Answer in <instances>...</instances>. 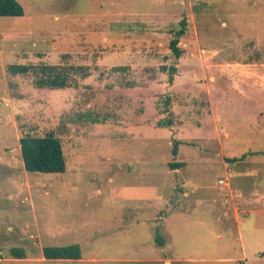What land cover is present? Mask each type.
Instances as JSON below:
<instances>
[{"label": "rangeland", "instance_id": "rangeland-1", "mask_svg": "<svg viewBox=\"0 0 264 264\" xmlns=\"http://www.w3.org/2000/svg\"><path fill=\"white\" fill-rule=\"evenodd\" d=\"M17 1L22 16L0 17V264H264V229L244 230L243 247L233 230L213 237L202 211L176 220L173 139L146 128L173 114L202 120L213 163L192 185L212 193L222 174L216 114L231 174L246 176L238 187H264V154L251 152L264 148V0ZM182 20L176 57L169 43ZM41 65L82 69L70 87L37 88ZM48 132L60 138L65 171H25L19 137ZM151 185L160 201L116 198ZM235 202L226 196V207ZM70 244L80 259L42 256V247ZM15 247L25 258L10 256Z\"/></svg>", "mask_w": 264, "mask_h": 264}, {"label": "crops", "instance_id": "crops-1", "mask_svg": "<svg viewBox=\"0 0 264 264\" xmlns=\"http://www.w3.org/2000/svg\"><path fill=\"white\" fill-rule=\"evenodd\" d=\"M173 115L174 121L171 125L165 128L156 126L146 128L162 129L166 131L168 136L172 137L173 140H178L180 142L175 156L176 160L172 162H180L183 166L175 169L168 168L167 171L170 175L171 173L176 175L175 184H172L174 185L172 186V190L173 193H176L180 202H182L181 205H172L171 209L176 210V213L179 215L176 220H179L180 217H189L194 211H202V213L211 217V221L216 224V226L211 229L215 231L216 234L213 235L210 233L213 237L216 239H222L226 232L233 230V232L235 231L236 233L237 241L244 247V230L264 229V218L259 219V223H257L256 217H253L255 215L262 216L264 214V206L260 205L261 202H264V187H262L261 190H255L254 192L251 191L254 190L251 187H240V182L238 187V183H236L237 178L246 176L244 172H237L234 176L231 174L230 165L229 162L226 161V158L231 160L232 158L227 157L224 154L223 145L220 141L222 128L219 125L220 123L216 114H211L214 122L215 135L220 145V147H217L218 149L215 156L218 158V165L222 169V174L218 176L216 183L213 186L214 188H212V190L217 188V192H206L207 189L209 190L210 186H205L206 188H204L192 185L194 180L197 179L198 176L204 170L208 169L209 165L213 163L208 159V145H205L203 142L205 138L202 132L205 124L196 116L184 119L181 116H178V114ZM144 125L146 124H144L143 120L136 121L132 123L131 130L140 128L143 129ZM258 127L259 124L255 128ZM226 132V130L223 131V136L224 134H227ZM251 152L264 154V148L253 150ZM243 155L239 158L240 161H237L236 163H245L242 161ZM235 159L236 157H234L233 160ZM261 164L263 165L262 167H264V160L261 161ZM222 178L227 180L228 187L222 188L218 184V180ZM197 189L204 191L203 193H199L196 191ZM174 190L176 192H174ZM220 193L221 196H219ZM226 196H230L232 199L237 201V203L235 202V204L232 205V208L226 207ZM116 198L122 200L123 202H154L160 201L162 199V194L159 192L158 187L154 185L127 186L121 188V190L117 193ZM229 213L232 215V218L226 219V216H228ZM158 218L161 219V216ZM169 230L172 231L171 228H169ZM157 238L159 237L157 236ZM159 240L161 239L159 238ZM259 256L264 257V253H260ZM15 260L21 259L15 258ZM165 262L169 261L165 260Z\"/></svg>", "mask_w": 264, "mask_h": 264}, {"label": "trees", "instance_id": "trees-1", "mask_svg": "<svg viewBox=\"0 0 264 264\" xmlns=\"http://www.w3.org/2000/svg\"><path fill=\"white\" fill-rule=\"evenodd\" d=\"M24 13L22 6L17 0H0V17H19ZM185 31V20L180 22V28L175 31L174 37L170 40L169 48L176 57L182 53L177 46L179 37ZM12 72H26L27 66L12 65L10 66ZM81 66L71 68H61L58 65H41L38 68L39 77L36 80V87H47L50 89H64L70 87L72 82L70 80V73L73 70H81ZM164 71L169 72V81H173V76L176 72L174 66L163 68ZM168 104V99L166 101ZM171 120L167 119L163 124L158 126H169ZM20 155L22 159L23 168L28 172H42V173H62L66 169V161L62 150L60 138L55 136L52 132H48L43 136L22 135L18 139ZM178 140H173L172 155L175 156L178 151ZM183 164L180 162H170L168 167L170 169L180 168ZM156 239L157 236H156ZM9 254L12 258H25V251L21 247L11 248ZM42 256L45 259H80L81 249L78 244L61 245V246H45L42 247Z\"/></svg>", "mask_w": 264, "mask_h": 264}, {"label": "built area", "instance_id": "built-area-1", "mask_svg": "<svg viewBox=\"0 0 264 264\" xmlns=\"http://www.w3.org/2000/svg\"><path fill=\"white\" fill-rule=\"evenodd\" d=\"M218 184L222 187V188H226L228 187V182L226 179L222 178L218 180Z\"/></svg>", "mask_w": 264, "mask_h": 264}]
</instances>
